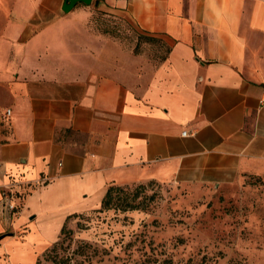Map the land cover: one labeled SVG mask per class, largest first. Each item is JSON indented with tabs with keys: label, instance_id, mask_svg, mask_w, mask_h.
<instances>
[{
	"label": "crops",
	"instance_id": "crops-1",
	"mask_svg": "<svg viewBox=\"0 0 264 264\" xmlns=\"http://www.w3.org/2000/svg\"><path fill=\"white\" fill-rule=\"evenodd\" d=\"M63 1L0 0V264H35L109 185L264 173V0L96 2L167 48L156 64H113Z\"/></svg>",
	"mask_w": 264,
	"mask_h": 264
},
{
	"label": "rangeland",
	"instance_id": "rangeland-1",
	"mask_svg": "<svg viewBox=\"0 0 264 264\" xmlns=\"http://www.w3.org/2000/svg\"><path fill=\"white\" fill-rule=\"evenodd\" d=\"M98 1L87 5L84 28L111 50L113 64L120 50L131 64L164 57V47L130 19L97 9ZM121 187L130 198L138 193L134 201L142 211L112 205L70 217L40 264H264V173L242 171L220 185L148 181Z\"/></svg>",
	"mask_w": 264,
	"mask_h": 264
},
{
	"label": "trees",
	"instance_id": "trees-1",
	"mask_svg": "<svg viewBox=\"0 0 264 264\" xmlns=\"http://www.w3.org/2000/svg\"><path fill=\"white\" fill-rule=\"evenodd\" d=\"M150 40L152 42H157V41H153L151 38H150ZM157 43L165 48V46H163V44H161L159 42H157ZM167 52H168V50H167V48H165V54ZM137 197H138V193H136L134 196H132V198H130L126 193L125 188H122L121 186L114 185V184L109 185L106 192H105V195L101 201L100 208L98 210L99 211L100 210L106 211V210H109L112 205H114L116 207V209L120 212L137 211V210L142 211L143 208H141V205L139 203H135V201H134V199ZM95 211H97V210H95ZM79 216H74V217H79ZM68 219H70V217ZM64 230H65V225L63 226V228L61 230L60 236L63 235ZM59 239H60V237H59ZM56 244H57V242L53 244L51 250H47L46 254H49L50 252H52L55 249ZM35 264H40V259H38Z\"/></svg>",
	"mask_w": 264,
	"mask_h": 264
},
{
	"label": "built area",
	"instance_id": "built-area-1",
	"mask_svg": "<svg viewBox=\"0 0 264 264\" xmlns=\"http://www.w3.org/2000/svg\"><path fill=\"white\" fill-rule=\"evenodd\" d=\"M260 105L264 106V93L262 95V98L260 99ZM186 132H182V135H185ZM42 182L46 183L48 179H42ZM40 181V182H41ZM20 186V185H19ZM17 187L16 184L9 185L6 188L5 194H4V202L5 206L10 213H15L18 211L19 207L17 206V200H21L22 194L20 192L14 190Z\"/></svg>",
	"mask_w": 264,
	"mask_h": 264
},
{
	"label": "water",
	"instance_id": "water-1",
	"mask_svg": "<svg viewBox=\"0 0 264 264\" xmlns=\"http://www.w3.org/2000/svg\"><path fill=\"white\" fill-rule=\"evenodd\" d=\"M92 0H64L62 10L65 13L71 11L77 4L90 5Z\"/></svg>",
	"mask_w": 264,
	"mask_h": 264
}]
</instances>
